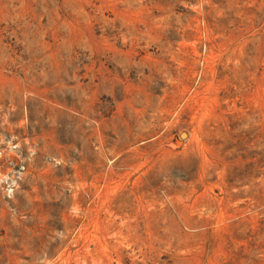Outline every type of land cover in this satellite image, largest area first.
<instances>
[{
    "label": "rangeland",
    "instance_id": "1",
    "mask_svg": "<svg viewBox=\"0 0 264 264\" xmlns=\"http://www.w3.org/2000/svg\"><path fill=\"white\" fill-rule=\"evenodd\" d=\"M0 264H264V0H0Z\"/></svg>",
    "mask_w": 264,
    "mask_h": 264
},
{
    "label": "water",
    "instance_id": "2",
    "mask_svg": "<svg viewBox=\"0 0 264 264\" xmlns=\"http://www.w3.org/2000/svg\"><path fill=\"white\" fill-rule=\"evenodd\" d=\"M185 136H186V133H183V134H182V138H184Z\"/></svg>",
    "mask_w": 264,
    "mask_h": 264
}]
</instances>
